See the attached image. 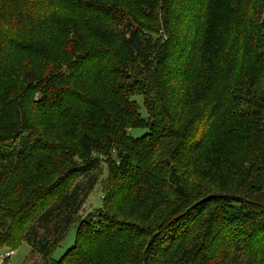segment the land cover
<instances>
[{"label": "trees", "instance_id": "obj_1", "mask_svg": "<svg viewBox=\"0 0 264 264\" xmlns=\"http://www.w3.org/2000/svg\"><path fill=\"white\" fill-rule=\"evenodd\" d=\"M221 1L0 0V146L37 135L28 153L0 148V246L25 241L43 264H264L263 91L251 87L264 86V0H233L224 56L199 64ZM108 154L120 179L106 213L81 220L55 260ZM218 193L247 201L196 205ZM160 216L154 242L127 253Z\"/></svg>", "mask_w": 264, "mask_h": 264}, {"label": "rangeland", "instance_id": "obj_2", "mask_svg": "<svg viewBox=\"0 0 264 264\" xmlns=\"http://www.w3.org/2000/svg\"><path fill=\"white\" fill-rule=\"evenodd\" d=\"M198 1L200 0H191L189 2L190 9L191 7H197ZM233 0H222L220 3H218L215 6V14L213 16H209L208 19V29H209V42H207V47L203 43V46L201 45L200 49L198 50L196 60L200 63L201 59L205 58L206 55H208V52L218 53L217 55L224 56L226 48L229 44V40L231 38V35L233 33L232 31V23L234 21V11H233V5L231 4ZM181 13L184 14V9L181 10ZM181 27H177L182 33L184 27V24L180 25ZM179 36V35H178ZM212 46H215L212 50L210 49ZM221 58V57H220ZM199 66V65H198ZM218 67V65H216ZM197 68V67H196ZM244 75L245 76H249ZM242 76V75H241ZM0 78H2V75H0ZM241 78V77H240ZM262 78V77H261ZM247 79V78H246ZM4 80V78H3ZM198 80H195L197 82ZM3 82L0 81V84ZM5 83V81H4ZM259 88L255 84H251V87L253 89H256L257 91H260V89L263 91V96L260 97V106L264 108V86L261 88L262 82L256 83ZM34 95H38V91H33ZM201 95V94H200ZM256 97V96H253ZM136 102L139 104L141 109V115L146 118L148 116V112L146 107L144 106L143 97L141 95H135L132 97ZM141 125L139 127H134L131 129H128L130 134L134 137H139L143 135L146 131H148L147 127L145 126V121H141ZM144 125V126H143ZM221 131H217L214 140L217 137V134ZM37 135H33L30 131L26 132L25 134L21 135L19 138H16L14 140H9L7 142H4L3 145L6 149L12 148L14 152L17 153H28V149L30 146L35 142ZM0 146V148H1ZM117 156L108 154L106 156L101 157V165L99 167L98 173H99V180L94 186L93 190L91 191L90 195L86 199V202L84 203L83 208L79 212V216L76 218V220L72 223L71 227L69 228L68 232L66 233L65 237L61 241V243L54 249L52 252V258L55 260H58L63 253L75 242L76 238V232H77V226L81 220L84 218L94 214L99 213V210L104 211L103 213H106L104 210V204L107 200V194L110 190H114L116 180L120 179L118 178V168H117ZM153 183V182H152ZM150 192H154L152 189L157 191L156 197H162L166 198L168 197V192H165L163 194L160 193V190L158 189V186L156 184H152L150 186ZM148 197H151L150 193H146ZM203 194H205L203 192ZM259 201L264 203V189L259 193ZM139 197L134 198L133 200H138ZM148 198H145V201L148 202ZM218 203H212L207 205L206 209L202 212V214L197 219L198 225L207 224L208 219L213 213V210L217 208ZM102 208V209H101ZM141 211L142 209H138ZM164 217V216H163ZM163 217H158L150 226H146L144 224H140V228L142 232L145 233L140 239L138 240L139 243H136L135 241H131L128 243L127 246V253L130 251V249L134 247H141L147 245L148 241L150 240L152 234L158 229L159 225L164 222ZM231 233V232H230ZM11 249L7 246H0V255H4L6 252ZM32 250L28 243L25 241H22L17 248H15V254L10 256V258L5 260L4 264H43L41 257H39L37 254H34L31 256ZM236 257H240L238 253H236ZM147 264V263H145Z\"/></svg>", "mask_w": 264, "mask_h": 264}, {"label": "water", "instance_id": "obj_3", "mask_svg": "<svg viewBox=\"0 0 264 264\" xmlns=\"http://www.w3.org/2000/svg\"><path fill=\"white\" fill-rule=\"evenodd\" d=\"M212 198H222V199H229V200H233V201H237V202H246L247 201V198L244 197V196H241V195H234V194H221V193H218V194H210L208 196H206L205 198H203L202 200L198 201L196 203L199 204V203H202V202H205L209 199H212ZM157 234H154L150 241H149V244H148V247L154 242V239L156 237ZM142 264H145V257L143 258V261H142Z\"/></svg>", "mask_w": 264, "mask_h": 264}, {"label": "built area", "instance_id": "obj_4", "mask_svg": "<svg viewBox=\"0 0 264 264\" xmlns=\"http://www.w3.org/2000/svg\"><path fill=\"white\" fill-rule=\"evenodd\" d=\"M13 254H15V249H9L4 255H0V264H4L5 260L10 258Z\"/></svg>", "mask_w": 264, "mask_h": 264}]
</instances>
